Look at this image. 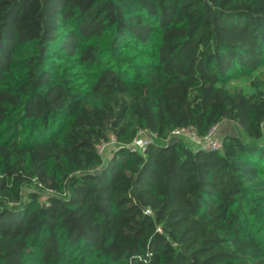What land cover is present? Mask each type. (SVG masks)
Here are the masks:
<instances>
[{
    "label": "trees",
    "instance_id": "16d2710c",
    "mask_svg": "<svg viewBox=\"0 0 264 264\" xmlns=\"http://www.w3.org/2000/svg\"><path fill=\"white\" fill-rule=\"evenodd\" d=\"M262 66L264 0H0V264H264Z\"/></svg>",
    "mask_w": 264,
    "mask_h": 264
},
{
    "label": "built area",
    "instance_id": "2783aa9c",
    "mask_svg": "<svg viewBox=\"0 0 264 264\" xmlns=\"http://www.w3.org/2000/svg\"><path fill=\"white\" fill-rule=\"evenodd\" d=\"M217 124L211 126L209 130L199 135L194 126L178 127L170 131V133L164 138L165 142H170L172 139L180 138L190 142L196 149L202 151H220L222 149V138L216 135ZM156 140L155 133L150 132L147 129H139L133 139L126 144V147L130 152L143 153L145 148ZM118 143L113 136H110L109 140L102 142L96 146V150L99 154H103L102 151L107 147H116ZM44 197V196H43ZM144 211L149 212V208H145ZM160 231V229L158 228Z\"/></svg>",
    "mask_w": 264,
    "mask_h": 264
},
{
    "label": "rangeland",
    "instance_id": "374dc122",
    "mask_svg": "<svg viewBox=\"0 0 264 264\" xmlns=\"http://www.w3.org/2000/svg\"><path fill=\"white\" fill-rule=\"evenodd\" d=\"M259 70H260V71L263 70V71H261V72L259 73V74L261 75V77H263L262 72H264V66L260 67ZM259 70H258V71H259ZM246 89H247V87H246ZM227 124H228V127H226ZM225 131H233L235 134L238 133L235 124L232 123V122H227V121H224V122L220 123V124L218 125V127H216V131H215V132H216V135H217V136H219V137L222 138V136L224 135V132H225ZM186 142H188V141H186ZM192 147L195 148V146H194L193 144H192ZM109 149H110V147H107V148L105 149V151H104V150L102 151V153H103V152L105 153V152L108 151Z\"/></svg>",
    "mask_w": 264,
    "mask_h": 264
},
{
    "label": "crops",
    "instance_id": "0c3cea01",
    "mask_svg": "<svg viewBox=\"0 0 264 264\" xmlns=\"http://www.w3.org/2000/svg\"><path fill=\"white\" fill-rule=\"evenodd\" d=\"M225 121H227V122H231V121H228V120H225ZM222 122H224V121L219 122V123L217 124V127H218V125H219L220 123H222ZM226 127H228V124L226 125ZM224 134H235V133H234L233 131H225ZM186 144L189 145V146L192 145V144L189 143V142H188V143L186 142Z\"/></svg>",
    "mask_w": 264,
    "mask_h": 264
}]
</instances>
